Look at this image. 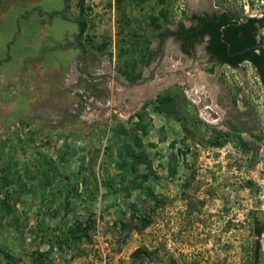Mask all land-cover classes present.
I'll use <instances>...</instances> for the list:
<instances>
[{"label":"rangeland","instance_id":"obj_1","mask_svg":"<svg viewBox=\"0 0 264 264\" xmlns=\"http://www.w3.org/2000/svg\"><path fill=\"white\" fill-rule=\"evenodd\" d=\"M223 9L244 18L242 0H0V264H252L255 241L264 264L257 71L156 36Z\"/></svg>","mask_w":264,"mask_h":264},{"label":"trees","instance_id":"obj_2","mask_svg":"<svg viewBox=\"0 0 264 264\" xmlns=\"http://www.w3.org/2000/svg\"><path fill=\"white\" fill-rule=\"evenodd\" d=\"M162 15L166 17L164 13H162ZM153 19L157 20V17H153ZM190 19L195 21V23L191 24L189 27H185L183 22L180 21L176 24L178 27L177 31L172 30L167 26L161 27V23H155V27L158 29L156 36L158 37L159 44H161L168 36H173L174 38L181 40V52L191 54L193 51L190 49L193 43L200 40L206 34L209 38L205 49L210 55V58H213L218 63L228 64L232 67L237 66L243 61L250 62L257 71V74L264 86L263 47L251 48L238 54H230L259 41V31L264 26V15L261 17H244L242 19L238 15L231 14L228 10H223L221 12H214L211 14H192ZM79 28L80 31H82V22L80 23ZM228 45L229 51H227ZM152 54V49H148L147 56L145 57V63L151 59ZM162 103L173 104L169 98L162 99ZM144 107L145 104L142 105V108ZM122 161L124 163L125 160ZM2 203H6V199H2ZM261 229V226L255 227L254 234L256 236L259 235ZM69 233H73L71 228ZM257 249L258 242L255 241L252 264H259L257 259ZM139 253V249L134 250L131 253V261L134 262L133 259L137 258ZM141 253L146 255V252Z\"/></svg>","mask_w":264,"mask_h":264},{"label":"bare ground","instance_id":"obj_3","mask_svg":"<svg viewBox=\"0 0 264 264\" xmlns=\"http://www.w3.org/2000/svg\"><path fill=\"white\" fill-rule=\"evenodd\" d=\"M166 63H167V65L173 66V63H171L169 61ZM187 80L190 84V88L185 90L187 97L190 98L193 103H198L200 97L205 98V100H204L205 104H202V109H200V111H199L200 117L204 120L209 121V122H214L215 120H217V117H216L217 114L215 112L216 108L214 107V105L212 103H209L211 92H210L209 88H207V84L205 82L203 75H201L200 73H196V74L192 73V74H189ZM144 92H145V90H144ZM208 94H210V95H208ZM146 95L147 94H144L143 96H141L140 100L138 99L136 104L141 102V99L144 98ZM133 107H135V106H133Z\"/></svg>","mask_w":264,"mask_h":264},{"label":"flooded vegetation","instance_id":"obj_4","mask_svg":"<svg viewBox=\"0 0 264 264\" xmlns=\"http://www.w3.org/2000/svg\"><path fill=\"white\" fill-rule=\"evenodd\" d=\"M221 11H223V10H220V11H218V12H221ZM203 13H207V12H201V13H191L190 14V16H189V23L188 24H185V23H183L184 24V26L185 27H189L191 24H194L195 23V21H192L191 19H190V17H191V15L192 14H198V15H201V14H203ZM207 14H211V13H207ZM172 30H175V31H177L178 30V27H177V25L175 24L174 25V27L173 28H171ZM168 37H170V38H172L173 40H175L177 43H178V47H179V50H180V43H181V40H178V39H176V38H174L173 36H168ZM208 35H204L200 40H198V41H196V42H194L193 43V45H192V47H191V51H194L195 50V47H196V45H199V44H201V47H202V49H203V51H204V53H205V55L208 57V59L210 60V61H215L213 58H210V55L206 52V45H207V41H208ZM181 51V50H180ZM183 53V52H182ZM193 52H191V54H192ZM183 54H185V53H183ZM191 54H185V55H191ZM155 91L156 90V86H151V87H149L147 90H145V92H149V91ZM147 94V93H146ZM259 263V262H258ZM260 264V263H259Z\"/></svg>","mask_w":264,"mask_h":264},{"label":"crops","instance_id":"obj_5","mask_svg":"<svg viewBox=\"0 0 264 264\" xmlns=\"http://www.w3.org/2000/svg\"><path fill=\"white\" fill-rule=\"evenodd\" d=\"M42 194L38 191L36 192L37 194L41 195L39 197H42L41 200H38V203L34 204L35 205V211H41L46 208L49 207L48 203H50L49 201V197L52 195L53 190L51 191V189H45V191L41 190ZM35 194V193H34Z\"/></svg>","mask_w":264,"mask_h":264},{"label":"built area","instance_id":"obj_6","mask_svg":"<svg viewBox=\"0 0 264 264\" xmlns=\"http://www.w3.org/2000/svg\"><path fill=\"white\" fill-rule=\"evenodd\" d=\"M260 3L264 6V0H242V8H243V16L244 17H261L264 15L263 13H253L250 8V2ZM264 10V7L262 8Z\"/></svg>","mask_w":264,"mask_h":264},{"label":"water","instance_id":"obj_7","mask_svg":"<svg viewBox=\"0 0 264 264\" xmlns=\"http://www.w3.org/2000/svg\"><path fill=\"white\" fill-rule=\"evenodd\" d=\"M223 10H224V9H223ZM221 28H222V27H221ZM225 42H226V41H225ZM259 47H263V48H264V26H263V28H262V30H261V32H260V39H259V41H257L256 43H254V44H252V45H250V46H248V47H246V48H244V49H241V50L235 51V52L230 53V54H231V55H232V54H238V53L244 52V51H246V50H248V49H251V48H259ZM227 51H229V45L227 46ZM256 216H257L258 218H261V216H262L261 212H260V211H256Z\"/></svg>","mask_w":264,"mask_h":264}]
</instances>
